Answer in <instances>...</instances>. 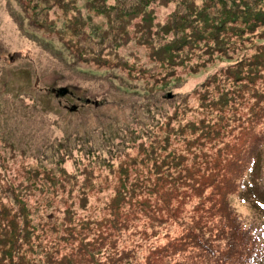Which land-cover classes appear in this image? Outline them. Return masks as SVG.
<instances>
[{"label": "rangeland", "instance_id": "obj_1", "mask_svg": "<svg viewBox=\"0 0 264 264\" xmlns=\"http://www.w3.org/2000/svg\"><path fill=\"white\" fill-rule=\"evenodd\" d=\"M261 2L0 0V228L9 224L6 213L16 224L13 213L20 217L24 206L37 225L35 241L68 253L78 242L54 238L68 234L67 217L88 219L93 235L87 239L103 241L121 190L130 225L114 236L121 250L142 244L139 260L129 262L147 264L152 247L182 231L168 204L182 203L179 216L187 221L199 213V202L210 206L217 196L203 181L215 177L211 171L222 170L216 182L233 174L255 131H264V100L254 85L242 88L245 79L233 76L264 50V19L246 25L241 16L247 5ZM234 5L241 15L233 21L227 15ZM60 86L71 94L57 97L52 88ZM226 89L230 105L220 107ZM72 104L76 111L69 110ZM201 121L219 135L188 126ZM175 156L182 164L173 182L154 162H176ZM256 157L248 176L255 184L247 195L230 196L247 228L258 226L264 251V154ZM188 171L192 185L185 195L180 177H190ZM127 178L139 184L130 204ZM203 188L211 195L199 197ZM149 207L167 221L155 230ZM6 248L0 246V259L10 264ZM37 256L33 264H57L45 262L41 249ZM178 256L175 264L183 262Z\"/></svg>", "mask_w": 264, "mask_h": 264}, {"label": "trees", "instance_id": "obj_2", "mask_svg": "<svg viewBox=\"0 0 264 264\" xmlns=\"http://www.w3.org/2000/svg\"><path fill=\"white\" fill-rule=\"evenodd\" d=\"M235 5V9L233 8L234 11L229 12L231 16L227 15V17L233 21L236 19V16L241 15L240 6L237 5L235 7ZM242 13L241 16L244 24L250 25L258 20V22H260L264 19V0L255 6L247 5ZM242 66H248L247 71H244ZM242 66L233 73L234 81L245 79V82L241 83L242 88H251L252 85H254L253 93H255L259 99L264 100V87H262L264 86V50L262 49L259 53H255L253 57L248 59L247 62H244ZM226 90L225 92L224 90L222 91L217 102L220 104V107L230 105L229 94L231 90ZM205 124V121H201V123L195 125L189 123L188 126L193 130L203 131L207 136H210L212 133L219 135V130H213L212 127L209 128V126H205ZM255 134L252 142H250L247 147V156L245 160L242 162H234L235 171L233 174H231L230 171V175H226L227 177L225 178L221 177L222 179L216 182L222 175V170L211 171V175L215 177H212L213 179L209 181L206 179L203 181V186L207 183L213 186L211 192L217 196L210 206L206 207L202 202H199L200 205L197 207L199 213L194 215L190 221H187L186 215L182 218L179 216L183 211L182 203L176 207L168 204V208L166 209L167 213L176 216V219H178L183 226L182 231L172 235L173 238H169L165 244H158L154 248L151 246L152 251H150V254L148 253V256L151 255V257L147 259V264H175L173 260L177 258L176 255H183V262H178V264H262L264 260V251H261L263 247L262 238L259 237V228L256 226L255 232L247 228L244 221L241 220L240 216L234 210L230 196L231 194H236L237 196L247 195L245 191L249 190L255 184L254 181L248 180V176L255 170L256 165H254V159L256 161V156L264 154V131H255ZM178 158V156H175L174 161ZM154 163L157 172L161 174L165 173L167 176H170L173 182L174 178H177L178 175V172L176 173L177 167L182 164L180 161ZM167 165H169V168L172 165L175 168V172L168 170ZM260 169L263 173L264 167L261 166ZM188 173L190 172H186V174ZM191 176L192 174L190 173V177H180L183 191H185L186 187L189 188L192 185V183L189 182ZM250 181L252 182L251 184ZM126 184L130 185L131 189V192L127 189L129 198L128 203L130 204L132 197L136 195V185L139 187V184L135 182L129 183L128 178ZM194 185L196 186V184ZM201 188L202 187L199 186V189ZM202 192L203 193H199V197L201 198L211 195H205L204 193H206V190H204V188ZM186 193L185 191L184 194L186 195ZM125 199H127V195H122V191L119 190L118 196L115 197L113 204V208L116 212L111 218V223L107 226L111 229V232L109 231L107 233L108 237L105 236L103 241H98L96 238L87 239L90 235H93V229L92 226L89 225L88 219H80L74 222V214L68 211L72 213V215L67 217V225L64 227V229L68 228V234L58 235L57 232V235H55V233L53 235H55V239H61L63 241L73 240L74 242H78V244L72 251L64 254H60L57 247L46 250L39 242L35 241L37 235L33 234V232L37 231V225H35V228L32 227L30 213L24 206H22V209L25 212L20 217H17V214L13 213L16 224L10 222V214L6 213L9 224L8 226L6 225L7 227L5 228H0V246L2 248L7 247L3 254L6 257L9 255L12 256V260L10 259L12 262H10V264H33L32 259L38 257L37 253L40 249L46 258L45 262L53 258L56 260L57 264H131L129 259L138 261L139 258L137 257L136 250L139 249L142 244L138 246L135 245L131 247L132 249L121 250V246L118 245V239L120 237L119 235L114 236V234H117L116 232H121V229H119L120 226L128 228L130 225L124 222V211L121 210L120 206L122 201L125 202ZM145 205L148 206L147 204ZM135 208L133 210H135ZM145 213L151 221L150 224L153 228L155 227L153 230L162 222H167L163 220V216L157 214L156 210L150 207L147 208ZM0 214L5 215L3 212H0ZM69 223L72 224L69 226ZM59 229L60 228H56L55 230ZM168 234L171 233L169 232ZM106 238L110 239L109 245L104 242ZM146 239L148 240L149 237ZM95 241L98 242L97 245H95ZM23 248L28 254L25 255L21 253ZM52 252L62 256V258H55ZM14 257H16L17 260H14ZM0 263L4 264L2 259H0ZM34 264L41 263L36 261Z\"/></svg>", "mask_w": 264, "mask_h": 264}, {"label": "water", "instance_id": "obj_3", "mask_svg": "<svg viewBox=\"0 0 264 264\" xmlns=\"http://www.w3.org/2000/svg\"><path fill=\"white\" fill-rule=\"evenodd\" d=\"M52 91L57 97H63L66 96L67 94H71V90L67 86H60V87H54L52 88ZM86 103H91L92 99L91 98H86L85 99ZM70 111H76L78 109L77 104H72V106L68 107Z\"/></svg>", "mask_w": 264, "mask_h": 264}]
</instances>
